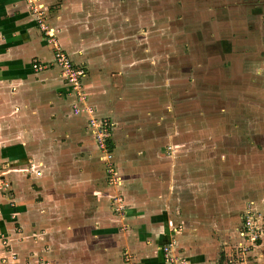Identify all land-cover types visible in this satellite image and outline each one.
Instances as JSON below:
<instances>
[{
  "label": "crops",
  "instance_id": "crops-1",
  "mask_svg": "<svg viewBox=\"0 0 264 264\" xmlns=\"http://www.w3.org/2000/svg\"><path fill=\"white\" fill-rule=\"evenodd\" d=\"M209 2L224 4V10H229V21L237 19L235 11L240 13L244 52L259 58L257 74L264 84V0ZM49 5L51 8V4H46L48 9ZM93 5L61 4L59 10H51L50 23L47 18L46 22L59 27L54 32L58 33L60 48L87 68L85 102L93 106L92 115L98 119L107 117L112 122L111 139L122 157L119 166L112 164L118 184H145L149 187L147 197L140 202L127 192L125 200L132 198L130 203L136 202L134 206L119 212L107 208V192L100 181L103 172L97 166L103 163V156L94 143L89 116L72 112L69 85L58 67L49 65L39 71L31 68L34 60L51 61L52 42L42 36L25 0H0V176L11 186L0 193V238L7 239L6 245L0 241V255L6 259L0 264H164L158 248L161 242L170 240L173 248H183L181 255L189 264H215V240L210 234H216L217 215H221L232 197H226L228 202L224 206L209 204L205 201L209 198L204 195L207 192L196 187L200 182L191 180L187 184L178 182L180 191L175 195L173 179L162 174L163 164L138 156L140 152L142 155V148L148 149L146 145L151 140L157 141L152 137H168L167 132L134 129L129 135L135 138L128 143L121 146L119 135L115 140L119 120L106 99L117 88L121 91L117 100L123 105L136 110L146 108L144 95L155 86L142 83L139 88L135 75L152 65L138 61L131 44L127 46L114 39V29L110 27L119 20L120 4H96V24L103 26L102 30H97V34L89 32L81 41L73 31L62 27L73 19H79L74 20V25H90L94 14L83 15V10L90 11ZM96 37L103 41L94 50L96 53L81 48L82 43ZM80 48L85 52L79 53ZM135 98L138 101L134 102ZM134 103L138 104L132 106ZM166 114L164 111L159 121ZM143 136L147 140L140 139ZM125 152L138 157L131 160ZM168 164L164 168L167 173L171 166ZM185 189L190 190L187 198ZM246 204L240 210V222ZM257 206L254 202L251 209L261 216ZM176 222L182 224V232L171 230ZM17 227L21 232H16ZM205 234H209L206 240Z\"/></svg>",
  "mask_w": 264,
  "mask_h": 264
},
{
  "label": "rangeland",
  "instance_id": "rangeland-1",
  "mask_svg": "<svg viewBox=\"0 0 264 264\" xmlns=\"http://www.w3.org/2000/svg\"><path fill=\"white\" fill-rule=\"evenodd\" d=\"M35 2L43 4V9L47 11L45 18L49 23L53 14L51 10H59L61 4H95L92 10H83V15L89 12L94 14L90 25H74V20L79 19H73L69 20L68 25L62 26L70 33L73 31L80 41L86 38L89 32L97 34V30H102L103 26L96 24V4H120L119 20L110 27L115 32V35L114 32L112 35L115 40L135 47L138 61L152 65L135 77L138 76L139 88L142 83H146L152 84L155 89L147 91L144 95L146 108L137 110L117 100L120 90L113 88L110 91L112 97L106 100L114 108V116L119 120L115 140L119 135L121 146L128 143L129 139L135 138L129 135L134 129L167 132L168 137H152L157 141L151 140L149 144L146 142L148 149L142 148L143 153H138V156H142V160L147 158L148 161L163 164L162 174L169 180L173 179L171 187L174 194H179L178 182L187 184V181L191 180L200 182L196 187L200 186L201 191L207 192L204 195L209 196L205 199L209 204L223 205L228 202L226 197H232L228 206L223 205L225 210L221 215H217L216 234H210L215 236V264H225L231 260L233 257L230 253L234 247L236 249L247 244L246 240L251 235L255 244L249 248L245 264H264V84L262 76L258 77L257 74L259 58L244 52L246 42L240 37V13L235 11L237 19L229 21L226 16L230 18V14L229 10H224L225 5L210 4L209 0ZM46 4H51V8L49 5L48 9ZM58 29L56 26L54 31L58 32ZM53 36L57 39L58 33ZM97 39L99 38L88 39L82 43L81 48H90L92 53H96L94 50L103 42ZM89 41L91 43L88 45ZM95 41L97 42L94 44ZM57 44L61 47L58 41ZM81 48L77 51L85 52L84 48ZM145 49L151 52H143ZM72 60L83 66L87 73V68L82 62L73 58ZM92 68L95 69L96 64ZM121 77L124 81L125 77ZM164 111L167 114L159 121ZM110 136L112 137L111 131ZM143 138L147 140L145 136L140 139ZM111 142L112 146L105 152L103 163L97 166L103 172L100 181L107 192V208L111 212H119L120 209L134 206L136 203H130L132 198L125 200L127 192L143 202L149 187L146 188L145 184L131 187L133 183L109 184L108 175L105 174L106 164L110 161L111 165L114 162L119 166V161H122L112 139ZM155 149L162 151L157 153ZM173 149L178 151L172 152ZM99 154L103 156L104 152L99 150ZM128 155L131 160L138 157L137 154H125L127 157ZM167 164L171 165L168 173L165 170ZM188 191L190 190H183L186 198ZM203 192H200V198ZM183 193L181 191V194ZM254 202L258 205L261 216L251 209ZM230 203L232 204L229 205ZM198 204L194 205L199 207ZM245 204V212H249L254 221L251 220L252 224L259 227L254 229L252 234L241 232L242 216L240 222L239 213ZM172 225L182 226L177 222ZM208 235H203L204 240ZM166 242L169 241L160 244ZM173 250L181 254L183 248L177 247Z\"/></svg>",
  "mask_w": 264,
  "mask_h": 264
},
{
  "label": "built area",
  "instance_id": "built-area-1",
  "mask_svg": "<svg viewBox=\"0 0 264 264\" xmlns=\"http://www.w3.org/2000/svg\"><path fill=\"white\" fill-rule=\"evenodd\" d=\"M25 1L30 5V9L36 19L38 28L42 32V36L48 42H52L53 44V57L51 61L42 63L38 60H34L31 64L32 70L39 71L49 67V65L58 67L60 72L59 74L69 85L67 93L72 98V112L77 115L85 114L89 116L88 125L90 126L94 143L98 150L104 152V158L105 152H108L112 146L110 136L112 122L108 119H98L96 116H93V106L85 102L87 98V93L84 90V78L86 71L83 66L74 62L69 54L58 46L57 40L55 36H53L55 34L54 27L50 26L46 22V11L43 9V4H38L35 0ZM105 172L108 175L109 182L112 184H118L119 178L115 175L116 173L110 164V161L106 164ZM9 185L10 183L0 176V193L6 192V190L9 189ZM246 212L242 214L241 225L243 227L241 232L252 234L254 229H259V227L256 224L255 226L252 224L251 220L253 221V219L251 218L249 212ZM172 230L179 233L183 230V226L172 227ZM16 232H21V228L17 227ZM0 241L2 244L6 245L7 239L6 237L0 238ZM246 241L247 244L240 245L236 249L234 247V250L230 253L233 258L225 264H245L247 254L249 252L248 250L255 244L253 241V235H251V237ZM159 248L162 251L164 264H189L185 256L174 252L172 241L161 244ZM5 260V257L0 255V262H4Z\"/></svg>",
  "mask_w": 264,
  "mask_h": 264
},
{
  "label": "trees",
  "instance_id": "trees-1",
  "mask_svg": "<svg viewBox=\"0 0 264 264\" xmlns=\"http://www.w3.org/2000/svg\"><path fill=\"white\" fill-rule=\"evenodd\" d=\"M162 243V242H161ZM161 245V244H160ZM159 253H160V257L162 258V251L159 250ZM221 259V258H220ZM162 261H163V258H162Z\"/></svg>",
  "mask_w": 264,
  "mask_h": 264
}]
</instances>
